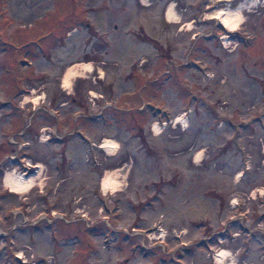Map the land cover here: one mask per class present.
Wrapping results in <instances>:
<instances>
[{
  "label": "rangeland",
  "instance_id": "obj_1",
  "mask_svg": "<svg viewBox=\"0 0 264 264\" xmlns=\"http://www.w3.org/2000/svg\"><path fill=\"white\" fill-rule=\"evenodd\" d=\"M250 1L0 0V264H264Z\"/></svg>",
  "mask_w": 264,
  "mask_h": 264
},
{
  "label": "bare ground",
  "instance_id": "obj_2",
  "mask_svg": "<svg viewBox=\"0 0 264 264\" xmlns=\"http://www.w3.org/2000/svg\"><path fill=\"white\" fill-rule=\"evenodd\" d=\"M230 1V0H227ZM258 0H251L250 3L251 5H255ZM245 5L244 2L238 3L235 7L233 8H221L218 10H215L209 15L208 17H213V18H219L220 24L229 30H235L238 28V25L240 24V19H241V13L240 9ZM170 7L167 8L166 10V17L169 19L170 22H181V20H172L174 18V12L172 10V5H169ZM176 16V15H175ZM191 27L190 25H188ZM190 29V28H187ZM183 31V28L180 29ZM74 73V71L72 72ZM70 75V74H69ZM110 145H113V143L106 141L103 143V147L108 148ZM33 180L34 177H29L26 179L23 175L17 174L13 172L12 170L5 171L4 172V178L3 182L6 187H9L11 192H14L16 194H19L21 196H24L28 194L30 189H32L33 186ZM116 187V183L114 182L110 188L104 187L102 188L105 193L109 191H115V189H111ZM227 255V251L222 250L216 254V261L217 264H226L222 258V256ZM19 256V255H18Z\"/></svg>",
  "mask_w": 264,
  "mask_h": 264
},
{
  "label": "flooded vegetation",
  "instance_id": "obj_3",
  "mask_svg": "<svg viewBox=\"0 0 264 264\" xmlns=\"http://www.w3.org/2000/svg\"><path fill=\"white\" fill-rule=\"evenodd\" d=\"M46 214H47V213L44 212V216H46ZM48 214H49V212H48ZM0 227H1V225H0ZM15 229H16V227H15ZM10 230H11V227H10ZM8 231H9V230H8ZM1 233H2V232L0 231V239H2V237H3V238L5 237V234H4V233L1 234ZM4 246H6V245H4ZM7 248L9 249V244H8V246L3 247L1 251L9 252V250H8ZM2 254H3V253H2ZM0 255H1V253H0Z\"/></svg>",
  "mask_w": 264,
  "mask_h": 264
}]
</instances>
